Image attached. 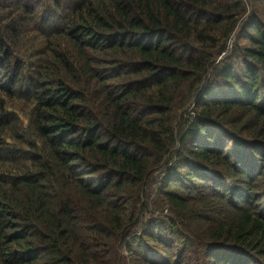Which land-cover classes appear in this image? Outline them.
<instances>
[{
    "label": "trees",
    "instance_id": "1",
    "mask_svg": "<svg viewBox=\"0 0 264 264\" xmlns=\"http://www.w3.org/2000/svg\"><path fill=\"white\" fill-rule=\"evenodd\" d=\"M0 264H264V0H0Z\"/></svg>",
    "mask_w": 264,
    "mask_h": 264
},
{
    "label": "rangeland",
    "instance_id": "2",
    "mask_svg": "<svg viewBox=\"0 0 264 264\" xmlns=\"http://www.w3.org/2000/svg\"><path fill=\"white\" fill-rule=\"evenodd\" d=\"M58 18H59V20H58V19L55 20V18H53V21L56 22L57 24H60L61 21H62V18L60 17V13H58ZM28 27H29V26H28ZM28 27H27V28H28ZM21 116H22V117H21V120H22V122H23V125L25 126V125L27 124V122H26V121H27V120H26V115H25L24 113H23V114L21 113Z\"/></svg>",
    "mask_w": 264,
    "mask_h": 264
}]
</instances>
